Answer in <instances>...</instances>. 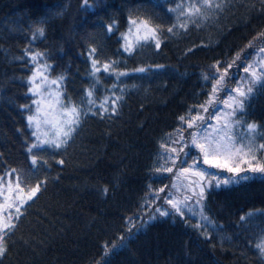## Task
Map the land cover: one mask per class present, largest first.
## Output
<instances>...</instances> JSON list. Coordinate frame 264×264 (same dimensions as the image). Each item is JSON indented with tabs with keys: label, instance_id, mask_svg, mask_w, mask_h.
I'll return each mask as SVG.
<instances>
[{
	"label": "trees",
	"instance_id": "obj_1",
	"mask_svg": "<svg viewBox=\"0 0 264 264\" xmlns=\"http://www.w3.org/2000/svg\"><path fill=\"white\" fill-rule=\"evenodd\" d=\"M175 2L100 0L85 10L82 0H0V173L30 166L24 146L30 132L20 109L30 103L26 76L32 65L26 63V48L47 52L53 75H66L73 96L88 84L89 43H103V56L119 58L129 70L122 78L127 89L119 116L83 124L63 156L66 163L51 169L47 189L22 210L5 264H260L249 239L264 229V179L251 173L254 178L207 193V214L231 243H209L191 226L194 221L186 225L179 217L157 214L147 224L135 222L126 247L102 255L105 242L119 244L121 233L129 235L122 217L141 214L139 205L149 184L162 186L152 180L162 174L151 171L158 140L177 125L179 115L205 98L201 72L237 52L255 60L254 48L248 45L254 37L255 47L261 46L260 0H225V8L199 27L189 25L187 31L170 35L167 27L175 15L168 8ZM130 13L162 23L159 50L148 43L133 55L122 53L119 33L127 29ZM111 19L118 21L115 34L98 27ZM41 20L45 35L29 43L31 30ZM156 64L164 67L157 69ZM136 67L146 71L132 72ZM230 72L239 79L243 71L234 65ZM102 83L111 84V79L105 76ZM246 111V119L264 122V89L257 86ZM104 186L107 194L99 191ZM251 211L257 215L241 227L240 216Z\"/></svg>",
	"mask_w": 264,
	"mask_h": 264
},
{
	"label": "snow or ice",
	"instance_id": "obj_2",
	"mask_svg": "<svg viewBox=\"0 0 264 264\" xmlns=\"http://www.w3.org/2000/svg\"><path fill=\"white\" fill-rule=\"evenodd\" d=\"M99 2L82 0V6L88 10ZM225 6V0H176L174 6L168 8V12L175 15V21L167 27V33L175 35L178 29L187 31L189 25L199 27L202 21L214 13L218 14ZM260 8L264 10V0H260ZM117 23L116 19H111L98 27L106 28L107 34H115ZM43 24L41 20L31 30L29 43L45 35ZM162 29V23H153L151 17L141 18L130 13L127 30L119 33L122 53L133 55L137 47L148 43L159 50ZM257 36L260 37V47L253 44L256 37L248 42L254 48L251 55L256 57L255 60L248 61L247 55L241 58L237 52L231 60L217 59L201 72L205 98L179 115L177 125L158 140L151 171L171 174V182L163 184L168 176L152 177L154 183L159 181L162 186L153 188L149 184L148 192L139 205L141 214L122 217L129 235L121 233L117 237L119 244L116 241L105 242L103 256L126 247L125 242L131 239L132 226L136 221L147 224L156 219L157 214L160 217L171 216L174 220L179 217L186 225L194 221L191 226L209 243L217 239L221 244L225 240L231 243V237L222 235L223 227L207 214L206 199L212 188L219 189L240 179L254 178L249 173L264 179V122L245 118L246 108L257 86L264 89V32L257 33ZM103 48V43H89L88 84L75 96L68 93L67 77L63 72L53 75L55 69L47 52L31 48L24 51L28 58L26 63L32 65L30 74L26 76L30 103L20 105L26 113V128L30 132L24 142L30 166L5 168L0 173V264H5L9 258L22 210L47 189L51 169L66 163L63 156L80 134L83 124L91 118L113 119L120 114L127 89L122 78L128 77L129 70L119 58L104 57ZM187 52H192V49H187ZM234 65L247 75L239 79L234 77L230 72ZM154 67L160 69L164 66L156 64ZM131 71L144 73L146 68L136 67ZM105 76L111 79V84L102 83ZM231 82H234V87H228ZM209 169H222L231 175L224 176ZM240 173L244 175L241 177ZM108 190L107 186L99 189L103 194ZM256 215V211L241 215V227ZM260 215L264 216V211ZM249 243L254 244L260 264H264V229L249 239Z\"/></svg>",
	"mask_w": 264,
	"mask_h": 264
},
{
	"label": "rangeland",
	"instance_id": "obj_3",
	"mask_svg": "<svg viewBox=\"0 0 264 264\" xmlns=\"http://www.w3.org/2000/svg\"><path fill=\"white\" fill-rule=\"evenodd\" d=\"M127 28H128V26H127ZM127 30V29H126ZM125 30V31H126ZM133 39H135V37H133ZM142 42V41H141ZM241 74H242V77H244V76H246L247 74L246 73H244V72H241ZM234 87V86H233ZM222 107V106H221ZM204 167H207L206 165L204 166ZM210 171H212V172H215V173H222L224 176H230L231 174L230 173H227L225 170H222V169H209ZM162 175H164V174H162ZM240 180H243V179H240ZM171 182V177H169V179H165L164 181H163V183L164 184H169ZM238 182H240V181H238ZM238 182H236V184L238 183ZM234 184V183H233ZM232 185V184H231ZM231 185H228V186H231ZM228 186H226V187H228ZM225 186H221L220 188H224ZM217 188H212V189H210L209 191H211V190H216Z\"/></svg>",
	"mask_w": 264,
	"mask_h": 264
},
{
	"label": "bare ground",
	"instance_id": "obj_4",
	"mask_svg": "<svg viewBox=\"0 0 264 264\" xmlns=\"http://www.w3.org/2000/svg\"><path fill=\"white\" fill-rule=\"evenodd\" d=\"M0 147H2V146H0Z\"/></svg>",
	"mask_w": 264,
	"mask_h": 264
}]
</instances>
